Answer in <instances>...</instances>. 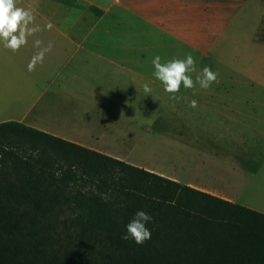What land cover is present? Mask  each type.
Returning <instances> with one entry per match:
<instances>
[{
    "label": "crops",
    "instance_id": "obj_1",
    "mask_svg": "<svg viewBox=\"0 0 264 264\" xmlns=\"http://www.w3.org/2000/svg\"><path fill=\"white\" fill-rule=\"evenodd\" d=\"M18 6L31 7L36 23L51 21L54 28L29 38L16 53L0 45V122H20L264 214V154L248 150L264 146V110L242 106L253 94H177L197 101L199 111L208 114L209 131L228 133L229 139L163 138L161 145L178 160L176 171L166 172L149 159L147 166L117 150L127 139H146L137 125L140 116L148 117L143 85L151 82L149 53L211 47L226 33L237 37L242 53L245 44H252L259 61L264 57V0H18ZM35 39L45 46L54 41V47L29 72ZM14 83L19 86L11 99L5 93ZM183 123L177 132H193L194 120L186 128ZM234 128L246 134H234ZM237 147L245 149L234 151Z\"/></svg>",
    "mask_w": 264,
    "mask_h": 264
},
{
    "label": "trees",
    "instance_id": "obj_2",
    "mask_svg": "<svg viewBox=\"0 0 264 264\" xmlns=\"http://www.w3.org/2000/svg\"><path fill=\"white\" fill-rule=\"evenodd\" d=\"M138 210L140 245L121 238ZM0 264H264V214L4 121Z\"/></svg>",
    "mask_w": 264,
    "mask_h": 264
},
{
    "label": "rangeland",
    "instance_id": "obj_3",
    "mask_svg": "<svg viewBox=\"0 0 264 264\" xmlns=\"http://www.w3.org/2000/svg\"><path fill=\"white\" fill-rule=\"evenodd\" d=\"M240 45L241 43L237 40V37H228L226 33H223L216 37V41L211 47L208 43L206 45L201 44L195 51L183 52L180 49V51L150 52L149 55L152 56L150 58L159 55L161 57V62L164 63L173 58L184 59L186 54L190 53L197 62V71L208 66L214 72L219 73V83H213L208 90L201 89L198 84L193 89H185L183 85H181L178 94L192 95L211 92H232L236 94L243 91L254 95V99H249L247 106L242 105L243 107H247L250 110H264V57L258 61L252 44H245L243 53L241 52ZM244 52H246V54ZM153 73L154 66L148 65V78L151 80V82L148 81V84L152 88L151 95H148L147 101L148 117L140 116L141 120L137 125L142 130L140 134L146 139L143 142H134L127 139L128 141L122 144L120 146L121 148L117 150L120 152H128L127 155L129 158L137 160L140 163L145 162L147 166L149 159L153 164L155 163V167H161L166 172H172L173 170H177V166H179L177 165L178 160L176 161V157L173 152H171L170 148L168 149L161 145L164 139L167 142H177L179 139L188 141L189 136L193 134L194 136L197 135L200 140H212L216 143L219 137L222 136L229 139V135L228 133L209 131V126L206 123V120L209 119L208 114H206L207 112H200L199 110L201 108L199 106L196 108L190 107V102L192 100L185 99L182 95H178L180 97L179 100L171 99V94L164 91L163 84L155 78ZM195 75L196 73L192 74L193 79H195ZM14 78L17 80L16 76ZM230 79L235 81L232 82ZM237 80L239 81L237 82ZM18 86L19 85L16 83L7 85L9 89L5 94L12 99L13 95L17 93ZM190 95L188 96L192 97ZM0 97H2V92H0ZM137 102L141 105L145 103L141 100ZM235 102L236 101H234V103ZM191 114L195 116H191ZM189 120L195 121L194 124H191L192 127L190 128L193 132H177V128H180L178 123L184 121L183 126L186 128L185 126ZM145 129L148 131H145ZM233 132L236 134L239 132V129L234 128ZM239 134H246V132L243 130L240 131ZM247 135H252V133L249 132ZM148 136L151 138L148 139ZM135 143H137L136 145L144 146L136 147ZM149 143L152 145L149 147L150 150H148ZM240 149L245 148H233V150L237 152ZM102 150L110 151L111 149ZM248 150H254L255 154H257L258 151L260 155L264 154V146L248 148Z\"/></svg>",
    "mask_w": 264,
    "mask_h": 264
},
{
    "label": "clouds",
    "instance_id": "obj_4",
    "mask_svg": "<svg viewBox=\"0 0 264 264\" xmlns=\"http://www.w3.org/2000/svg\"><path fill=\"white\" fill-rule=\"evenodd\" d=\"M53 28L51 21L43 26L36 23L34 9L18 6V0H0V45L4 49L16 53L28 45L29 38L42 31H51ZM33 47L36 51L27 65L29 72L35 71L37 65L43 64L46 55L54 47V41L49 40L45 46L42 40L35 39ZM151 63L154 66L155 78L163 84L164 91L171 94L170 98L173 100L180 99L177 94L180 92L181 85L185 89H193L198 84L201 89L208 90L213 83L218 82L219 73L214 72L210 67L205 66L197 71V62L190 53L186 54L184 59L173 58L164 63L157 55ZM193 73H196L195 79H193ZM143 91L145 96H148L151 95L152 88L145 83ZM190 107L196 108L197 101L192 100ZM151 220L152 217L149 214L138 210L126 225V231L121 238L133 240L138 245L145 243L151 238V231L146 227Z\"/></svg>",
    "mask_w": 264,
    "mask_h": 264
}]
</instances>
